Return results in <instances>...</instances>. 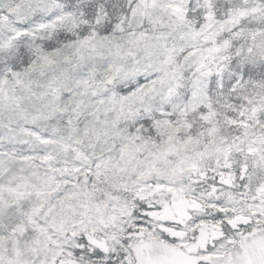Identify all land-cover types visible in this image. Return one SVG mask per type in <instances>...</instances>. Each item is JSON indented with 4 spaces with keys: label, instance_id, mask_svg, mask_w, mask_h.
Segmentation results:
<instances>
[{
    "label": "snow or ice",
    "instance_id": "snow-or-ice-1",
    "mask_svg": "<svg viewBox=\"0 0 264 264\" xmlns=\"http://www.w3.org/2000/svg\"><path fill=\"white\" fill-rule=\"evenodd\" d=\"M0 264H264V0H0Z\"/></svg>",
    "mask_w": 264,
    "mask_h": 264
}]
</instances>
